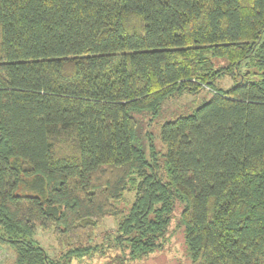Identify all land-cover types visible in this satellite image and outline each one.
Wrapping results in <instances>:
<instances>
[{"label": "trees", "instance_id": "trees-1", "mask_svg": "<svg viewBox=\"0 0 264 264\" xmlns=\"http://www.w3.org/2000/svg\"><path fill=\"white\" fill-rule=\"evenodd\" d=\"M203 87L210 99L161 125V174L138 116ZM177 208L186 264H264V0H0L10 264H71L107 216L132 259L150 256Z\"/></svg>", "mask_w": 264, "mask_h": 264}, {"label": "rangeland", "instance_id": "rangeland-1", "mask_svg": "<svg viewBox=\"0 0 264 264\" xmlns=\"http://www.w3.org/2000/svg\"><path fill=\"white\" fill-rule=\"evenodd\" d=\"M233 83L230 76L219 78L215 82V87H228ZM213 90L209 87H203L196 93L182 92L178 96H172L162 105L158 113L143 111L139 117V132L150 131L153 134L157 149V155L160 157V172L164 174L162 152L165 151V145L161 139V125L170 119L180 115H187L203 102L210 99ZM147 146V143L144 142ZM134 192H126L122 206H130L134 200ZM179 218V208L174 211L173 222L170 226V241L163 250H159L150 256L141 259H132L127 240L118 243L114 237V230L117 228L118 218L107 216L103 219L101 225L97 226L92 238L94 249L88 255L76 258L71 264H186L184 255L183 236L180 230L176 231V224ZM84 235V234H83ZM37 238L41 245L45 247L52 257H58L61 250H65L63 243L58 242L57 237L49 230L38 228ZM86 239V238H85ZM84 239V240H85ZM15 259V250L12 247L0 245V264H10Z\"/></svg>", "mask_w": 264, "mask_h": 264}]
</instances>
